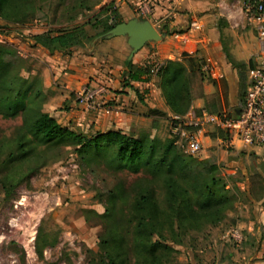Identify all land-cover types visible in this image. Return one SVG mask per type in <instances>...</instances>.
Returning <instances> with one entry per match:
<instances>
[{
	"label": "rangeland",
	"instance_id": "374dc122",
	"mask_svg": "<svg viewBox=\"0 0 264 264\" xmlns=\"http://www.w3.org/2000/svg\"><path fill=\"white\" fill-rule=\"evenodd\" d=\"M74 1L49 2L44 16L25 26L9 29L5 28V22L0 21V46L15 51L20 58L16 68L28 81L30 77L42 79L41 74L46 67L31 57V36L86 24L99 10V6L91 11L72 10ZM244 1L231 0L229 6L223 8L227 16H232L231 33L225 39L226 45L240 65L234 68L230 64V72L225 74L222 71L218 80L201 72L193 83L195 99L204 97L198 103L203 105L204 100H208L211 108L216 103L215 98H219L221 110L226 114L238 105V99H242L251 83V71L258 57L255 30L240 15ZM136 10L140 11L139 7ZM87 30L94 34L91 28ZM160 46L159 42L146 47L160 53ZM91 48L92 44H87L85 51ZM55 55L60 57L61 54ZM51 84L56 90L48 89L44 110L57 115L60 124L66 123L76 133L92 135L108 129L120 130L124 125V129L129 128L127 134L135 138L157 137L165 143L170 141L168 114L161 96L149 99L154 106L153 111L160 114L144 112V108H148L145 99H137L136 104L121 109L122 114L127 116L123 123L121 120L114 122L113 115H106L119 110L123 102L109 101L95 110L77 102L84 89L92 90L90 83L84 84L80 91L69 92V95L64 93L66 89H61L59 83ZM206 85L213 91L209 96H205ZM20 125V118L4 119L0 116V167L14 147ZM207 138L205 136L204 140ZM254 149L258 148L240 150L231 147L225 140H205L203 151L196 159L206 162L205 166L214 165L217 168L216 175L228 182V188L238 202L218 226H206L182 235L183 244L174 246L169 264H264V149ZM32 167L35 170L30 171L28 181L10 197L5 195L0 184V264L97 263L100 255H104L99 246L106 230L102 216L109 209V194L119 184L129 188L143 175L115 172L101 163L86 164L72 146L57 151L41 149V154L33 157L30 163H23L19 172H28ZM5 174L6 171H1L0 178ZM159 199L162 200L161 195ZM39 228H43L47 240L56 239L52 248L44 250L43 258L35 250ZM234 231H239L243 237L241 243L232 239ZM129 248L130 242H127L124 249L132 259ZM23 258L25 262H22Z\"/></svg>",
	"mask_w": 264,
	"mask_h": 264
},
{
	"label": "trees",
	"instance_id": "16d2710c",
	"mask_svg": "<svg viewBox=\"0 0 264 264\" xmlns=\"http://www.w3.org/2000/svg\"><path fill=\"white\" fill-rule=\"evenodd\" d=\"M52 1L0 0V21L9 29L25 26L43 17ZM102 2L75 0L72 10L91 11L97 6L99 10L86 24L56 33L33 34L30 47L45 50L52 56L56 53L71 55L74 48H86L93 40L124 23L114 2L101 6ZM87 27L94 34L89 33ZM165 29L168 28L165 26ZM167 32L170 34L169 30ZM223 52L234 68L240 65L225 45ZM19 59L13 49L0 46V116L21 119L14 147L0 167V172L6 171L0 184L7 197L28 181L30 171L35 168H29L28 172H19V168L41 154V149L57 151L72 146L86 164L101 163L115 172L143 175L129 188L119 184L109 194V209L102 216L106 230L99 246L104 255L101 254L95 264H169L174 246L183 244L182 235L206 226H218L235 208L238 198L231 193L228 182L216 175L217 168L185 155L171 140L165 143L157 137L135 138L120 131L86 135L60 124L44 111L48 97L43 80L24 78L16 68ZM152 66L127 62L125 85L131 87L133 82H144ZM199 74L201 70L190 72L180 61L167 60L161 66L157 74L161 96L172 115L199 112L192 109L193 83ZM137 94L139 96L138 91ZM245 95L240 99L241 105ZM215 102L210 108L209 101L205 100L204 110L223 114L220 99L215 98ZM213 138L229 141L224 132H213ZM44 232L39 228L35 239V250L41 258L46 248L56 244V239L47 240ZM127 242H130L132 259L124 249Z\"/></svg>",
	"mask_w": 264,
	"mask_h": 264
},
{
	"label": "crops",
	"instance_id": "0c3cea01",
	"mask_svg": "<svg viewBox=\"0 0 264 264\" xmlns=\"http://www.w3.org/2000/svg\"><path fill=\"white\" fill-rule=\"evenodd\" d=\"M141 1L128 0L126 3L121 0H104L101 5L105 6L114 2L124 22L141 18L148 20L160 34H166L165 39L160 42V53L153 52L149 47H144L130 60L133 65L151 66L157 63L163 65L164 62L170 60L182 62L190 72L194 73H199L201 67L206 63L216 65L221 76L222 71L225 74L226 72H230L229 68L231 65L225 60L223 47L224 45L227 47L225 39L231 33L230 20L232 16H227L223 12V8L229 6L231 0H148L150 9L146 14H141L136 10L137 7L140 10L141 6L139 5L142 3ZM240 15L246 20L243 6L240 9ZM193 23L202 25L200 32L191 29ZM165 26L168 28L167 30H169L170 34H167ZM175 34H180L181 38H176ZM102 37L93 40L91 43L92 48L88 51H85V48H74L71 50V55H63L62 53L60 57L56 55L52 56L39 48L32 49L33 53L31 57L43 64L44 67L46 66L44 72L41 74L46 94L48 89L56 90V87H53L51 83H59L61 89H66L64 93L68 95L69 92H73L74 90L80 91L84 87V84L90 83V88L97 94L96 102L99 104L104 105L109 101H115L118 104L123 102L119 110L116 109L106 114L109 116L113 115L111 118L115 120L114 122L121 120L124 123V119L127 116L126 114H122L121 109L125 106L130 107V105L136 104L138 102L137 99L140 98L143 101L145 99L148 105V108H144V112L148 111V114L151 115L158 114L159 112L153 111L152 108L154 106L149 103L151 97L161 96L159 78L156 74H152V68L150 70L151 74H149L144 82H133L131 87L126 86L124 83L126 78V63L129 62L131 54L127 38L103 39ZM182 38H188V41L184 42ZM255 39H257L256 34ZM227 48L229 49V47ZM38 72L37 70L36 74ZM202 84L205 85V83ZM206 87L205 96H209L213 91L211 87L209 88L207 85ZM247 90L244 91L245 94ZM137 91L140 94L139 96ZM202 98L194 100L192 106L194 111L204 109V104L198 103L203 101ZM241 106L239 98L238 105L234 109H238ZM45 112L50 114V112ZM166 113L168 114V118L172 115L167 106ZM50 115L58 121L57 115L52 113ZM64 126L68 125L65 123ZM124 128L125 126L123 125L120 130L108 129V131H120L127 134L129 128ZM206 137L208 138L205 140L208 141L212 139L220 141V139L213 138L212 131ZM205 140L203 141V146L205 145ZM254 150L262 149L258 148Z\"/></svg>",
	"mask_w": 264,
	"mask_h": 264
},
{
	"label": "built area",
	"instance_id": "2783aa9c",
	"mask_svg": "<svg viewBox=\"0 0 264 264\" xmlns=\"http://www.w3.org/2000/svg\"><path fill=\"white\" fill-rule=\"evenodd\" d=\"M148 2L143 0L140 3L141 14L149 12ZM243 12L248 25L255 30L259 47L243 105L238 108V114L237 109H233L230 114L221 115L203 109L197 114L190 111L185 116L171 115L168 118L170 140L187 156L198 157L201 154L204 137L209 131L227 133L228 142L235 149H264V0L244 1ZM191 29L200 32L202 25L193 23ZM174 36L181 38L180 34ZM182 40L187 42L188 38ZM161 66L162 64H154L152 74L157 75ZM201 72L209 74L215 80L222 77L218 67L209 63L201 67ZM96 95L95 91L84 89L78 95L77 102L95 110L102 105L96 102ZM234 232L232 239L241 243L243 237L239 231Z\"/></svg>",
	"mask_w": 264,
	"mask_h": 264
},
{
	"label": "water",
	"instance_id": "95a60500",
	"mask_svg": "<svg viewBox=\"0 0 264 264\" xmlns=\"http://www.w3.org/2000/svg\"><path fill=\"white\" fill-rule=\"evenodd\" d=\"M117 37L127 38L128 46L131 49L130 61L136 53L149 44L162 42L166 34H160L148 20L135 18L119 24L108 31L102 38L112 39ZM238 113L239 109H237Z\"/></svg>",
	"mask_w": 264,
	"mask_h": 264
}]
</instances>
